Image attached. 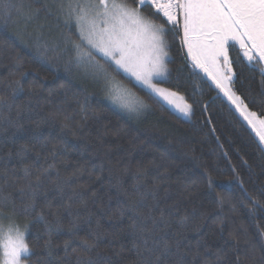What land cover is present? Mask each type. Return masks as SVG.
Listing matches in <instances>:
<instances>
[{
	"label": "trees",
	"instance_id": "1",
	"mask_svg": "<svg viewBox=\"0 0 264 264\" xmlns=\"http://www.w3.org/2000/svg\"><path fill=\"white\" fill-rule=\"evenodd\" d=\"M11 2L19 11L0 17V117L10 116L23 130L0 131V193H11L19 208L24 166L31 179L41 177L36 213L44 219L13 217L30 227L28 264H77L87 257L95 264H141V236L130 228L137 214L148 229L153 219L159 228L168 225L169 242L180 239L184 264H264V208L254 213L252 203L264 205V147L211 83L192 75L180 38H170L169 78L161 85L192 105L191 118L172 114L117 75L147 105L129 114L58 54L66 38L78 39L60 13L68 0ZM237 73L235 90L260 114L261 78ZM21 146L25 159L15 155ZM12 207L9 201L8 215ZM57 222L62 231H52L49 257V226ZM176 255L173 247L169 264Z\"/></svg>",
	"mask_w": 264,
	"mask_h": 264
},
{
	"label": "snow or ice",
	"instance_id": "2",
	"mask_svg": "<svg viewBox=\"0 0 264 264\" xmlns=\"http://www.w3.org/2000/svg\"><path fill=\"white\" fill-rule=\"evenodd\" d=\"M13 10L19 11L11 0H0V17L10 18ZM60 13L65 27L69 32L75 29L78 39L66 38L58 54H66L69 64L84 69L86 75L100 84L111 104L129 114H140L147 107L117 80L116 76L122 75L146 90L155 102L163 100L190 119L192 105L174 104L184 97L160 86L169 78L170 38L179 37L181 47L187 49L186 60L191 61L192 75L204 82L211 81L209 86H214L217 96L227 101L230 110L246 122L258 143L264 146V109L259 115L250 111L245 99L233 88L237 69L259 75L264 84V0H68L67 4L60 5ZM46 52L47 48L41 55ZM87 100L85 96L84 102ZM7 125L16 131L23 130V125L10 116L0 117V131H6ZM26 153L27 149L21 146L15 155L25 159ZM12 156L9 153V158ZM52 167L49 165L45 173L50 175ZM23 172L26 183L18 189L19 208L11 193H0V264H25L32 254L27 242L30 227L25 225L21 230L13 217L44 219L42 213H36L41 177L31 179L27 165ZM9 201L13 204L11 215L6 209ZM252 203L254 213L255 209L264 208L257 200ZM159 221H164L163 211ZM152 225L151 229L144 227L139 214L130 225L133 233L141 236L142 244L136 246L141 264H169L167 258L173 247L177 255L172 264H184L180 239L170 243L168 225L159 228L156 219ZM53 230L62 231L58 222L49 226L46 242L49 257L55 251L51 240ZM76 230L77 225L73 223L68 231L75 235ZM70 243L65 242V251ZM77 264H95V261L91 257L78 258Z\"/></svg>",
	"mask_w": 264,
	"mask_h": 264
},
{
	"label": "rangeland",
	"instance_id": "3",
	"mask_svg": "<svg viewBox=\"0 0 264 264\" xmlns=\"http://www.w3.org/2000/svg\"><path fill=\"white\" fill-rule=\"evenodd\" d=\"M187 50V49H186ZM232 55L233 56H235L236 55V52H235V50H233L232 51ZM190 61V60H189ZM190 63H191V61H190ZM203 75V74H202ZM133 84H135L136 86H138V87H140L141 88V86H139V85H137L134 81H131ZM210 83H211V81H209ZM160 86L161 87H164L163 85H161L160 84ZM214 87V86H213ZM164 88H166V87H164ZM233 88H234V90H235V87H234V85H233ZM142 89V88H141ZM144 90V89H143ZM144 91H146V90H144ZM236 91V90H235ZM237 92V91H236ZM237 94L238 95H240L238 92H237ZM178 96H180V95H178ZM222 97V96H221ZM223 98V97H222ZM163 106H165L172 114H174V115H176V116H178V117H180L181 119H184V120H186V119H188V118H185L181 113H179L176 109H175V107L173 106V105H169V104H167L165 101H163V100H160L159 101ZM180 103H186L184 100L183 101H180V100H176V101H174V104H180ZM111 104V103H110ZM113 106H115V105H113ZM115 108H118L117 106H115ZM249 110L250 111H254V110H252L251 108H249ZM254 112H256V111H254ZM258 114V113H257ZM259 115V114H258ZM245 123V125H246V122H244ZM247 126V125H246ZM250 129V128H249ZM251 130V129H250ZM253 134H254V136H255V133L254 132H252ZM264 147V146H263ZM20 228H21V230H23V228L24 227H21L20 226ZM28 260L25 262V264H28Z\"/></svg>",
	"mask_w": 264,
	"mask_h": 264
}]
</instances>
